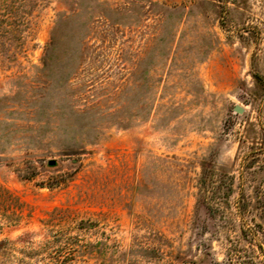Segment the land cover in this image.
Listing matches in <instances>:
<instances>
[{"label":"rangeland","instance_id":"obj_1","mask_svg":"<svg viewBox=\"0 0 264 264\" xmlns=\"http://www.w3.org/2000/svg\"><path fill=\"white\" fill-rule=\"evenodd\" d=\"M12 2L0 264H264V0Z\"/></svg>","mask_w":264,"mask_h":264},{"label":"trees","instance_id":"obj_2","mask_svg":"<svg viewBox=\"0 0 264 264\" xmlns=\"http://www.w3.org/2000/svg\"><path fill=\"white\" fill-rule=\"evenodd\" d=\"M0 2L2 3V8L0 10H2L3 12H6L2 18L0 17V21L4 22L0 25V37L9 38V35L11 34L10 32L12 31V27H11L12 19L9 16L12 13L13 2L12 0H0ZM0 16H2V13ZM252 234L255 235V230L252 231ZM240 264H253V262L247 261L244 263L242 262Z\"/></svg>","mask_w":264,"mask_h":264},{"label":"water","instance_id":"obj_3","mask_svg":"<svg viewBox=\"0 0 264 264\" xmlns=\"http://www.w3.org/2000/svg\"><path fill=\"white\" fill-rule=\"evenodd\" d=\"M235 110L240 111L241 109H240V107L236 106Z\"/></svg>","mask_w":264,"mask_h":264}]
</instances>
